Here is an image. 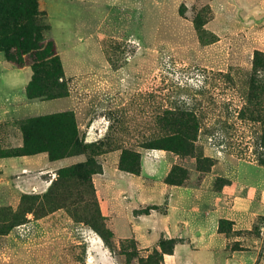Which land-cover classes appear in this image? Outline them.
Listing matches in <instances>:
<instances>
[{"label":"rangeland","instance_id":"obj_1","mask_svg":"<svg viewBox=\"0 0 264 264\" xmlns=\"http://www.w3.org/2000/svg\"><path fill=\"white\" fill-rule=\"evenodd\" d=\"M50 8H40L41 21L50 29L46 38L55 41L68 68L70 96L36 99L39 103L28 106L7 105L16 124L20 127L30 118L70 112L61 109L73 107L88 146L80 163L94 156L107 180L134 194L140 185L123 178L116 154L121 157L124 149L141 153L144 179L150 180L144 183L156 189L167 176L151 178L155 150L146 148V143L160 136L164 114L174 108L193 111L200 123L199 153L215 165L200 173L196 158L165 151L172 156L169 172L174 165L188 171V186L208 234H218L217 242H224L225 248L191 256L182 252V257L197 264L212 260L227 264L236 245L248 253L249 259L237 258L242 264H264V78L250 93L255 51L264 53V0H119L113 5L105 0H67L52 2ZM59 19L64 28L58 27ZM76 39L90 44L80 59L67 52ZM26 67L33 77L32 67ZM10 78L24 79L18 74ZM6 153L13 152L0 155ZM164 170L158 165L154 174ZM95 178L99 177L94 175L91 183L79 174H65L48 196L34 195L0 207V264H147L165 235L147 247L134 236L116 237L101 210ZM219 178L223 181L218 189ZM102 180L106 182L99 179L97 185L104 184ZM105 189L107 212L119 219L125 211L108 202L105 194L112 190ZM159 196L157 191L137 190L133 203ZM152 206L132 213L140 216L137 212ZM159 209L164 213L167 203ZM30 211L35 215L27 220ZM175 219L173 214L169 221H152L150 241ZM222 219L233 223L226 225L233 229L229 234L218 230ZM105 229L113 234L109 246L100 236ZM146 236L141 234V239ZM252 254L256 261L251 262Z\"/></svg>","mask_w":264,"mask_h":264},{"label":"trees","instance_id":"obj_2","mask_svg":"<svg viewBox=\"0 0 264 264\" xmlns=\"http://www.w3.org/2000/svg\"><path fill=\"white\" fill-rule=\"evenodd\" d=\"M39 0H0V53L4 59L18 69L31 66L33 77L27 86L26 93L30 101L52 100L69 97L68 82L57 46L52 38H46L45 31L50 30L41 19ZM261 69V70H260ZM264 78V53L255 51L254 72L251 78L250 93L256 91L255 83ZM257 98V95H256ZM160 136L149 140L146 148L163 150L178 157L196 158L197 169L200 173H208L214 167L212 158L199 153L198 137L200 123L193 111L174 108L164 114L160 120ZM23 132L24 145L20 149L11 150L4 156H31L47 153L51 161L77 157L87 153L88 146L80 135L78 121L74 112H59L28 119L20 126ZM99 151V150H98ZM97 151V152H98ZM99 154V152H98ZM264 164V160L262 161ZM122 172L139 176L141 174V153L124 149L118 164ZM102 165L93 157L85 162L62 168L55 172L48 191L40 197L48 196L58 180L65 174L75 173L89 178L92 183L94 175L103 174ZM190 175L181 165H174L165 179L170 186H188ZM222 179H217L216 188H220ZM32 195H23L22 199L32 198ZM38 197V196H36ZM159 207L152 206L137 212L138 215L150 214ZM18 213V212H16ZM34 211L27 213V220L34 217ZM232 222L222 219L218 230L222 234H229L232 228L226 225ZM106 246L108 237L113 236L108 229L100 233ZM179 239L162 238L160 250L155 251L147 259V264H162L164 255H172ZM232 251L244 249L233 245Z\"/></svg>","mask_w":264,"mask_h":264},{"label":"crops","instance_id":"obj_3","mask_svg":"<svg viewBox=\"0 0 264 264\" xmlns=\"http://www.w3.org/2000/svg\"><path fill=\"white\" fill-rule=\"evenodd\" d=\"M66 1L67 0H39V4L40 8L43 10L50 11V4H52V2L65 4ZM118 1L119 0H105L106 3H111V5L118 3ZM58 21V27L64 28L65 23L63 22V19H59ZM73 34L75 35V33ZM76 41L77 43L71 46L67 52H72L75 58L80 59L86 52L85 49H87V46L90 44L87 43V45H82L83 41L81 44L77 39ZM64 72L65 75L68 76L69 72L65 63ZM13 74H18V76L20 75L21 77H24V79L13 80L10 78ZM31 77L32 73L29 68H15L14 65L7 62L4 59L3 54L0 53V99L2 100L0 102V153L1 151L6 152L20 149L24 145L23 132L16 124V119L10 112V109L6 106H28L33 103H39V101H30L27 97L26 89ZM72 109L73 107L70 106V108L68 107L61 110L73 111L74 109ZM73 112L76 115L80 129L81 125L78 113L76 111ZM153 155L154 163L152 165L151 178H158L162 176V179H164L169 172V165L171 164L169 159L172 156L163 150H155ZM116 157L118 162V160H120V154L117 153ZM81 161L82 160L79 156L58 161H51L47 153H40L31 156L0 155V207L4 204L20 202L23 195L34 196L45 194L51 186L52 178L54 177L55 172L62 168L80 163ZM144 163L145 162L142 163V170L139 176L121 172V174L124 175L123 178L137 181L139 183L140 186L134 189V194L125 189L122 185L118 183L115 184L112 180H107L105 178L107 176L106 170H104L103 174L96 175L99 178H95L94 180L97 186L98 196L101 199V210L103 215L110 220V228L116 237L124 239L134 236L140 244H142V246L144 245L146 247L151 243L157 242L162 234L165 235L166 239H183L184 243L177 244L172 255H164V264H197L195 261L183 259L182 254L185 252L186 256H191L201 251L207 253L211 251L213 253L216 249H224V242H217L216 236H218V234H208L207 228L204 225V217L201 216V213L203 212H199L198 204L195 205L197 203L195 202L197 199L192 196V193L190 192L192 191L191 188L189 186H170L164 181L161 182L156 189H154V185L151 183L149 185H145L144 181L150 180L144 179L146 171L145 167H143L145 166ZM158 165H164L165 170L160 172V174H154V168ZM44 174H50L51 176L47 178ZM99 179H105L106 182L102 180V182L105 183L97 185L96 181ZM105 188L112 190L111 194H105L108 202L113 207H118L120 205V210L125 211V214L119 219H117L116 215H113V213L110 214L107 212L109 208L107 209L106 203H104L107 202L105 199L106 197H104L105 200L103 201L102 195L104 194V190L106 192ZM144 188L147 189L144 191ZM137 190H141L148 194L157 191L160 196L157 200L154 199L147 202H145L146 200L143 198L142 202L138 205L133 203V197H135ZM163 203H167V209L164 213L160 211V209L153 210L148 215L142 214L137 217H134L132 213L133 210L149 204L159 207ZM173 214L176 217L174 222H168V227L160 233L156 240L151 242L148 235L153 232L152 221H161L160 219L169 221V218H171ZM111 215H113V217H111ZM189 218H191V220ZM122 220H124V225L121 222ZM196 220H200L198 225L194 224V221ZM122 226L123 229H121ZM120 230H123L124 235L121 234ZM141 234H146L147 236L141 239ZM202 234L207 237H205V239L201 238ZM192 245H194L193 248H191ZM247 254L248 253L244 251H233V256L226 260L227 264H242V262L237 258L249 259L247 258ZM251 259V262L256 261V254H252ZM212 264H214L213 260Z\"/></svg>","mask_w":264,"mask_h":264},{"label":"bare ground","instance_id":"obj_4","mask_svg":"<svg viewBox=\"0 0 264 264\" xmlns=\"http://www.w3.org/2000/svg\"><path fill=\"white\" fill-rule=\"evenodd\" d=\"M99 237V236H98ZM101 239V238H100ZM102 245V244H101Z\"/></svg>","mask_w":264,"mask_h":264}]
</instances>
